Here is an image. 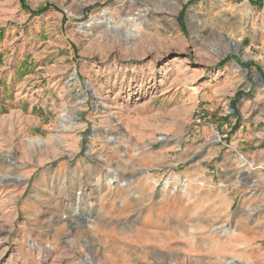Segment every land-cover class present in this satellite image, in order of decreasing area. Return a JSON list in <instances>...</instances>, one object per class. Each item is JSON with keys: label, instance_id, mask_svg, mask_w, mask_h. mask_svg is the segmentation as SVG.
<instances>
[{"label": "rangeland", "instance_id": "1", "mask_svg": "<svg viewBox=\"0 0 264 264\" xmlns=\"http://www.w3.org/2000/svg\"><path fill=\"white\" fill-rule=\"evenodd\" d=\"M249 149L264 0H0V264H264Z\"/></svg>", "mask_w": 264, "mask_h": 264}, {"label": "crops", "instance_id": "2", "mask_svg": "<svg viewBox=\"0 0 264 264\" xmlns=\"http://www.w3.org/2000/svg\"><path fill=\"white\" fill-rule=\"evenodd\" d=\"M4 81H6V84H4V85H7V81H8V79H3ZM240 148H242V150L244 149V150H246L247 149V147L245 146V145H242V144H240ZM250 151V153H249V155L251 156L252 155V160H254V162H256V164L255 165H252L251 167H252V169H256V168H260V164H258L257 162H261V159H262V156L264 155V153H262V152H256V151H252V149H249L248 150V152Z\"/></svg>", "mask_w": 264, "mask_h": 264}, {"label": "bare ground", "instance_id": "3", "mask_svg": "<svg viewBox=\"0 0 264 264\" xmlns=\"http://www.w3.org/2000/svg\"><path fill=\"white\" fill-rule=\"evenodd\" d=\"M107 20H108V18H107ZM111 21H109V23H110Z\"/></svg>", "mask_w": 264, "mask_h": 264}, {"label": "water", "instance_id": "4", "mask_svg": "<svg viewBox=\"0 0 264 264\" xmlns=\"http://www.w3.org/2000/svg\"><path fill=\"white\" fill-rule=\"evenodd\" d=\"M111 23V22H110Z\"/></svg>", "mask_w": 264, "mask_h": 264}]
</instances>
